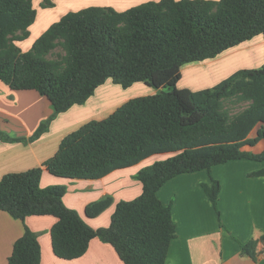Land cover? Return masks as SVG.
<instances>
[{"label": "trees", "instance_id": "obj_1", "mask_svg": "<svg viewBox=\"0 0 264 264\" xmlns=\"http://www.w3.org/2000/svg\"><path fill=\"white\" fill-rule=\"evenodd\" d=\"M45 0L43 7H53ZM37 16L33 0H0V81L14 90H37L53 107L30 137L34 141L53 120L84 104L108 79L123 88L145 82L156 93L122 103L103 119H92L61 140L43 166L57 176L98 179L159 153H174L142 167L136 178L143 192L117 203L109 226L93 228L67 206V185L41 186L43 166L9 172L0 180V210L25 221L52 215V248L62 259L84 255L93 238L111 244L125 264H167L177 227L170 204L158 190L172 177L236 159L264 161V150L245 149L264 139V64L240 68L215 85L178 88L183 66L222 54L257 35L264 36V0H151L119 11L92 5L65 13L23 51L18 42L31 34ZM64 54L49 58L58 47ZM240 95L250 105L231 119L222 100ZM254 175H263L264 168ZM217 212L221 184H203ZM113 196L86 206L96 217ZM260 240L264 244V233ZM257 239L242 243V254L257 259ZM9 264H42L37 234L25 224Z\"/></svg>", "mask_w": 264, "mask_h": 264}, {"label": "crops", "instance_id": "obj_2", "mask_svg": "<svg viewBox=\"0 0 264 264\" xmlns=\"http://www.w3.org/2000/svg\"><path fill=\"white\" fill-rule=\"evenodd\" d=\"M44 1L38 0L41 6L39 10L33 0L37 16L30 26L29 38L18 42L20 47L24 44L32 46L53 22L69 11L92 5L112 6L122 11L151 0H53L56 3L53 7H43ZM35 33L37 35L32 37ZM252 41L253 38L238 46ZM253 46L251 44L247 48ZM262 62L261 54V58L255 60L254 64L241 65L254 68L253 66ZM136 83L123 88L108 79L86 103L74 105L60 113L53 120L50 129L34 141L11 142L0 137V180L9 172L43 166L58 151L64 136L92 119L107 117L122 103L138 96L142 86L135 85ZM133 86L139 87L133 89ZM52 112L50 100L37 90H14L0 81V130L9 136L30 137ZM245 149L255 153L262 152L264 139L253 146H246ZM145 160L144 158L135 165L116 169L98 179L61 177L52 174L43 166L41 186L67 185L64 196L67 206L78 210L93 228L98 229L109 226L119 201L134 199L143 192V184L136 178V174L142 167L152 163ZM261 168H264V161L230 160L212 166L210 171L202 169L178 174L158 190L159 198L165 204L171 205L172 217L177 227L176 237L169 247L167 264H264V244L260 240L264 233V174H253ZM212 178L221 184L218 197L220 216L203 186L211 183ZM109 195L114 198L109 208L96 217L86 215L88 203ZM26 220L38 232L41 228L37 227L43 225L44 230L39 236L42 247L44 246L42 264H125L115 248L98 237L91 240L89 249L81 257L71 260L59 258L53 251L51 240V228L57 218L52 215H30ZM24 228L25 223L21 219L0 210V264H9L8 258L13 245L24 233ZM251 239L259 240L257 259L242 254L241 244Z\"/></svg>", "mask_w": 264, "mask_h": 264}, {"label": "rangeland", "instance_id": "obj_3", "mask_svg": "<svg viewBox=\"0 0 264 264\" xmlns=\"http://www.w3.org/2000/svg\"><path fill=\"white\" fill-rule=\"evenodd\" d=\"M34 5L37 9L40 10L41 6L38 0H34ZM60 5L61 4L59 3V6ZM36 35L37 33L33 34L32 37H35ZM262 41H264V36L260 34L257 37L253 38L252 42L249 43L246 42L248 44L244 43L246 46L245 45L236 46L226 50L225 52L216 56L215 58H210L204 61H196L185 64L182 70L183 76L177 83L178 88L193 87V89L195 88L201 89V88L213 86L217 82L230 76L232 73H234L236 70L240 68H251V67L243 66L241 64H245V65L254 64L255 60L257 61L259 58H261V54H262L263 62L260 65L253 67L262 66L264 64V43H262ZM251 44L254 45L253 48L250 49L247 48V46ZM21 47L24 48L23 51H27L31 48V46L28 47L26 44L21 45ZM60 54H64V50L62 49V47L59 46L58 48L55 49L54 54L50 55L49 58L52 59L58 58V55ZM135 85L142 86V89H140L139 93H137L138 96L153 94V92H156V88L147 85L145 82H137ZM137 87L139 86H136L133 89H137ZM133 93L134 91L130 92V94ZM249 105H250V101L242 98L240 95H232L222 100V109L227 113L229 119L242 112ZM172 154L174 153L154 154L146 157L145 162L153 163L156 160L167 158ZM34 216H39V215H34ZM26 221L27 220L25 219V221L23 222L27 224L37 234L39 239V236L42 235V230H44L43 225L37 227V228H41L40 232H38V230L35 229L36 227H32V225H30V223ZM40 239L39 242L41 245V254H42V251L44 250V246L42 247Z\"/></svg>", "mask_w": 264, "mask_h": 264}]
</instances>
